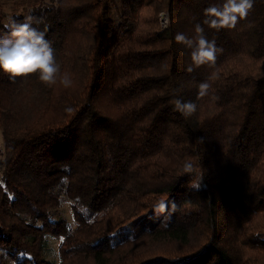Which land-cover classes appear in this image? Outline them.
<instances>
[{"label": "trees", "instance_id": "1", "mask_svg": "<svg viewBox=\"0 0 264 264\" xmlns=\"http://www.w3.org/2000/svg\"><path fill=\"white\" fill-rule=\"evenodd\" d=\"M224 3L30 0L12 10L0 37L31 17L61 73L48 86L0 69V264H264V0L217 30L206 10ZM197 25L216 61L188 72L191 49L175 37ZM32 93L40 106L24 117L16 102ZM177 99L196 111L183 116ZM57 185L75 225L54 218ZM47 236L62 238L57 263L44 257Z\"/></svg>", "mask_w": 264, "mask_h": 264}, {"label": "clouds", "instance_id": "2", "mask_svg": "<svg viewBox=\"0 0 264 264\" xmlns=\"http://www.w3.org/2000/svg\"><path fill=\"white\" fill-rule=\"evenodd\" d=\"M253 6V0H225L223 7H210L206 12L213 17L210 26L217 30L221 28H235L238 19L246 18ZM9 35L0 37V69L9 74L10 79L38 74L39 80L52 86L57 83L61 73V66L57 62L55 50L45 39V34L32 26V18L27 17L24 23L12 22ZM176 41L191 49V64L186 71L192 72L194 68L203 65L214 66L217 48L214 41H209L203 34V28L197 25L195 35L188 37L183 33L176 35ZM216 77L213 72L208 80L199 85L198 96L208 94L211 85L208 82ZM59 83L65 88L70 87L72 80L69 75L60 76ZM174 108L183 116L192 115L197 105L192 101H174ZM190 167V166H189Z\"/></svg>", "mask_w": 264, "mask_h": 264}, {"label": "rangeland", "instance_id": "3", "mask_svg": "<svg viewBox=\"0 0 264 264\" xmlns=\"http://www.w3.org/2000/svg\"><path fill=\"white\" fill-rule=\"evenodd\" d=\"M30 0H0V24L6 25L8 23L9 17L13 13V9L18 12L24 11L25 6L29 5ZM169 22V16L167 11H161L159 13V24L161 26H166ZM19 101V100H18ZM16 102L15 110L24 117L33 116L35 107L40 106V98L34 93L25 96L22 101ZM22 115H20L22 117ZM2 136V135H1ZM1 145L3 146V141L1 139ZM56 192L62 198L61 204L54 209V218H65L70 224L75 225V220L73 217V212L71 208L70 200L66 197L64 187L57 185L55 187ZM61 237L47 236L46 247L44 257L54 263L59 260V245L61 242ZM6 264H15L11 260H8Z\"/></svg>", "mask_w": 264, "mask_h": 264}]
</instances>
